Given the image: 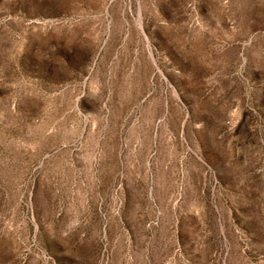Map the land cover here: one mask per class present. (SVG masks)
I'll return each instance as SVG.
<instances>
[{
  "label": "rangeland",
  "instance_id": "obj_1",
  "mask_svg": "<svg viewBox=\"0 0 264 264\" xmlns=\"http://www.w3.org/2000/svg\"><path fill=\"white\" fill-rule=\"evenodd\" d=\"M0 264H264V0H0Z\"/></svg>",
  "mask_w": 264,
  "mask_h": 264
}]
</instances>
